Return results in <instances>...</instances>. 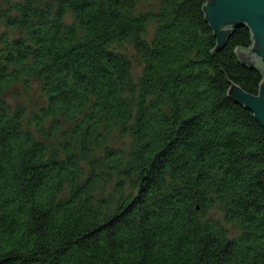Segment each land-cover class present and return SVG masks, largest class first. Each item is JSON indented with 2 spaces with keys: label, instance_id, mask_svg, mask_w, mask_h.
Here are the masks:
<instances>
[{
  "label": "trees",
  "instance_id": "trees-1",
  "mask_svg": "<svg viewBox=\"0 0 264 264\" xmlns=\"http://www.w3.org/2000/svg\"><path fill=\"white\" fill-rule=\"evenodd\" d=\"M204 3L0 0V264H264V127L228 95L263 75Z\"/></svg>",
  "mask_w": 264,
  "mask_h": 264
},
{
  "label": "water",
  "instance_id": "water-1",
  "mask_svg": "<svg viewBox=\"0 0 264 264\" xmlns=\"http://www.w3.org/2000/svg\"><path fill=\"white\" fill-rule=\"evenodd\" d=\"M203 13L217 40V49L225 44L234 28L244 25L250 29L252 45L246 50H240V53L254 60L263 79L255 95L235 84H231L228 95L249 109L264 127V0H205Z\"/></svg>",
  "mask_w": 264,
  "mask_h": 264
},
{
  "label": "rangeland",
  "instance_id": "rangeland-1",
  "mask_svg": "<svg viewBox=\"0 0 264 264\" xmlns=\"http://www.w3.org/2000/svg\"><path fill=\"white\" fill-rule=\"evenodd\" d=\"M66 19L70 20V17L67 15ZM2 29L3 28H1V30ZM140 70L141 66L139 65L138 61L133 58V72L139 74ZM5 97L12 106H15L16 104H22L27 113H29L28 110L36 109L40 104H42L43 101L38 84L33 82L28 91L14 87Z\"/></svg>",
  "mask_w": 264,
  "mask_h": 264
}]
</instances>
